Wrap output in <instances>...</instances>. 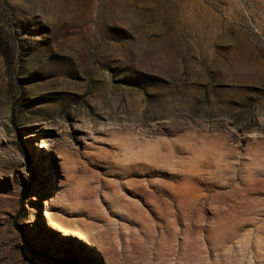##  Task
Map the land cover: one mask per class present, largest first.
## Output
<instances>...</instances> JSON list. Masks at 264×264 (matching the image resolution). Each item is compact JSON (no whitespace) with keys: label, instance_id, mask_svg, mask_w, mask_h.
I'll return each instance as SVG.
<instances>
[{"label":"rangeland","instance_id":"1","mask_svg":"<svg viewBox=\"0 0 264 264\" xmlns=\"http://www.w3.org/2000/svg\"><path fill=\"white\" fill-rule=\"evenodd\" d=\"M0 264H264V0H0Z\"/></svg>","mask_w":264,"mask_h":264},{"label":"bare ground","instance_id":"2","mask_svg":"<svg viewBox=\"0 0 264 264\" xmlns=\"http://www.w3.org/2000/svg\"><path fill=\"white\" fill-rule=\"evenodd\" d=\"M94 36V35H93ZM93 36H89V35H84L83 33L82 34H76V35H73V36H69V37H63V38H60L62 42H65V43H68L70 45V50H71V63H68V64H64L63 66H65V68H69L71 70H80L82 68V66L84 65V62L88 59V56H87V52H88V49H91L90 47L92 46L93 43L96 42V38L93 37ZM31 41L33 42H37L36 39L34 38H30ZM56 38L55 37H48V38H44L42 37V39H40V42H47V43H51V42H55ZM99 39V38H98ZM98 39H97V42H98ZM103 39V38H102ZM26 40V39H25ZM106 41V40H105ZM60 43V42H59ZM99 43V42H98ZM62 44V43H61ZM100 44V43H99ZM102 44V43H101ZM104 45V43H103ZM105 46V45H104ZM66 47V46H65ZM107 47V46H106ZM100 48V47H99ZM93 49V48H92ZM108 50H110V48H106ZM112 50V49H111ZM116 50V49H114ZM69 51V50H68ZM108 52V51H107ZM115 52V51H114ZM114 52H111L113 53L114 55ZM97 53V52H96ZM103 53V52H102ZM110 53V54H111ZM106 54V53H105ZM103 55V54H101ZM106 56V55H105ZM110 57L112 55H109ZM47 57V56H46ZM53 60V59H52ZM90 60V59H89ZM106 60V59H105ZM91 62V61H90ZM97 62V61H96ZM99 62V61H98ZM94 63V62H93ZM89 64V63H87ZM92 64V63H91ZM90 64V65H91ZM96 64V63H95ZM100 64V63H99ZM49 65V64H48ZM89 66V65H87ZM102 66V65H101ZM92 67V66H90ZM54 70V69H53ZM67 70V69H66ZM65 70V71H66ZM83 70V69H82ZM79 72V71H78ZM84 72V71H83ZM80 73V72H79ZM49 227L52 228V229H55L57 230V226L55 227L54 223H49Z\"/></svg>","mask_w":264,"mask_h":264}]
</instances>
